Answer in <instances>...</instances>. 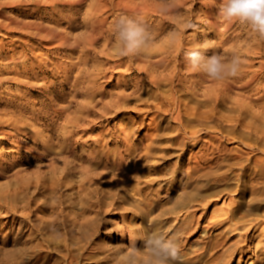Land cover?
Returning <instances> with one entry per match:
<instances>
[{
	"label": "rangeland",
	"instance_id": "rangeland-1",
	"mask_svg": "<svg viewBox=\"0 0 264 264\" xmlns=\"http://www.w3.org/2000/svg\"><path fill=\"white\" fill-rule=\"evenodd\" d=\"M98 1L36 12L71 44L34 40L17 60L31 74L0 86V264H118L157 230L179 235L182 264H264V63L242 53L255 37L222 24L220 0ZM119 15L152 31L147 53L113 55ZM197 44L245 57V73L194 74Z\"/></svg>",
	"mask_w": 264,
	"mask_h": 264
},
{
	"label": "clouds",
	"instance_id": "clouds-1",
	"mask_svg": "<svg viewBox=\"0 0 264 264\" xmlns=\"http://www.w3.org/2000/svg\"><path fill=\"white\" fill-rule=\"evenodd\" d=\"M161 5V11L167 13L179 6V0H161ZM218 17L225 25L245 26L258 43H264V0H220ZM192 27L191 23L185 24V28ZM112 33V51L117 58L147 53L154 40L152 31L141 18L126 15L114 18ZM179 35L171 34L173 43ZM207 51L206 44H197L184 51V59L192 72L218 83L242 75L246 60L241 55L235 52L230 57L218 53L207 55ZM181 249L179 235L168 236L157 230L145 237L142 249L132 248L121 253L118 264H182Z\"/></svg>",
	"mask_w": 264,
	"mask_h": 264
},
{
	"label": "bare ground",
	"instance_id": "bare-ground-1",
	"mask_svg": "<svg viewBox=\"0 0 264 264\" xmlns=\"http://www.w3.org/2000/svg\"><path fill=\"white\" fill-rule=\"evenodd\" d=\"M98 1V0H97ZM129 1V0H127ZM148 1V0H147ZM99 2V1H98ZM72 3V2H71ZM75 3V2H74ZM136 3V1H135ZM62 4L61 0H28L25 4L21 2V0H8L0 2V33L5 34L7 37H10L11 40L7 43L12 49H8L3 42H0V86L9 81L10 76L13 75V79L21 78L28 76L33 71V66H25L17 63L20 57H23V52L25 48H34L35 42L34 40L39 39L44 44V48L52 49L51 43L53 41H58L56 43L57 48H62L63 46L69 47L71 44L66 37H61L58 31H55L52 27L47 26L48 24H44L43 20H47L48 22H56L57 19H51L47 17H38V20H32L31 18L35 16L36 12H40L41 8L43 10L49 9V11H45V13H56L59 5ZM73 4V3H72ZM119 4V3H118ZM139 4V3H138ZM161 4V3H160ZM28 6H31L28 8ZM114 6V5H113ZM130 6V5H129ZM150 6V5H149ZM104 7V6H103ZM159 7V6H158ZM139 8V7H138ZM151 8V7H150ZM105 9V8H103ZM136 9V8H135ZM155 9V8H154ZM159 10V8H158ZM101 11V10H99ZM150 11V10H149ZM42 12V11H41ZM44 12V11H43ZM154 13V12H153ZM162 13V12H160ZM128 14V13H127ZM45 15V14H44ZM133 16V15H132ZM135 16V15H134ZM213 17V16H211ZM101 18V17H99ZM98 19V18H97ZM216 19V18H215ZM84 20V18H83ZM46 21V22H47ZM97 21V20H95ZM94 21V22H95ZM104 21V20H103ZM215 26H218L215 21H211ZM91 23V22H90ZM52 24V23H51ZM50 24V25H51ZM57 24V23H56ZM87 24V23H85ZM89 24V23H88ZM209 24V23H208ZM223 24V23H222ZM91 25V24H89ZM93 25V24H92ZM57 26V25H56ZM101 26V25H100ZM59 27V25H58ZM92 28V27H91ZM60 29V28H59ZM96 29V28H95ZM92 30V29H91ZM99 30V29H98ZM101 30V28H100ZM93 32V31H92ZM99 33V32H98ZM97 33V34H98ZM105 34V33H104ZM108 36V35H107ZM22 37H28V43H23L20 41ZM89 37V36H88ZM105 38H107L105 36ZM252 38V37H251ZM89 41V40H88ZM86 41V42H88ZM17 42L19 44H17ZM95 42V41H94ZM93 42V43H94ZM53 44V43H52ZM41 45V44H40ZM75 46V44H73ZM92 45V44H91ZM71 46V45H70ZM43 48V47H42ZM177 49V48H176ZM33 52V49H30ZM27 51V50H26ZM242 51V50H241ZM243 55L247 58H251L252 56L255 59H261V62L264 63V43H258L256 39L252 43H248L243 50ZM241 53V54H242ZM28 56V55H27ZM26 57V56H25ZM40 57V56H38ZM244 57V59H245ZM252 57V58H253ZM246 58V59H247ZM164 59V58H163ZM167 59V58H166ZM162 60V59H161ZM25 62V61H22ZM29 62V61H28ZM165 63V62H164ZM186 63V62H185ZM247 63V62H246ZM259 63V62H257ZM26 64V62H25ZM37 64V63H36ZM248 64V63H247ZM165 65V64H164ZM254 65V64H252ZM248 66V65H247ZM41 67V66H40ZM246 67V66H245ZM249 67V66H248ZM146 68V67H145ZM149 68V66H148ZM147 68V69H148ZM146 69V70H147ZM151 69V68H150ZM148 69V70H150ZM250 69V68H249ZM264 69V68H263ZM72 70V69H71ZM262 70V69H261ZM149 72V71H148ZM244 72V71H243ZM248 72V71H247ZM256 72V71H255ZM245 73V72H244ZM251 73V71H250ZM254 73V72H253ZM178 74V73H177ZM182 74V73H181ZM195 74V73H194ZM197 74V73H196ZM200 74V73H199ZM255 74V73H254ZM98 75V73H97ZM250 75V74H248ZM247 75V76H248ZM257 75V74H256ZM255 75V76H256ZM45 76V75H44ZM95 76V75H94ZM178 76V75H177ZM30 77V76H29ZM28 77V78H29ZM69 77V76H68ZM98 77V76H97ZM95 77V78H97ZM180 77V76H179ZM201 77V76H200ZM95 78H93L95 80ZM254 78V77H253ZM24 79V78H23ZM27 79V78H26ZM175 79V78H174ZM247 79V78H246ZM259 79V78H258ZM11 80V79H10ZM92 80V79H91ZM240 80V79H239ZM245 80V79H244ZM243 80V81H244ZM13 81V80H12ZM11 81V82H12ZM242 81V80H241ZM256 81V80H255ZM22 82V81H21ZM236 82V81H235ZM239 82V81H238ZM261 82V81H260ZM96 83V82H95ZM228 83V82H224ZM263 83V82H262ZM240 84V83H239ZM261 84V83H260ZM222 85V84H221ZM93 86V85H92ZM224 86V85H223ZM227 87V86H225ZM258 87V85H257ZM263 87V86H262ZM253 88V87H252ZM90 89V88H89ZM257 89V88H256ZM95 90V89H94ZM191 90V89H190ZM225 90V89H224ZM258 90V89H257ZM260 90V89H259ZM263 90V89H262ZM261 90V91H262ZM93 91V90H92ZM96 91V90H95ZM264 91V90H263ZM90 92V90H89ZM228 92V90H227ZM95 93V92H94ZM251 94V93H250ZM94 95V94H93ZM220 95V94H219ZM246 95V94H245ZM258 94L254 95L257 96ZM250 96V95H249ZM253 96V95H252ZM251 96V97H252ZM120 102V101H119ZM257 102V101H255ZM260 102V101H258ZM261 103V102H260ZM259 104V103H258ZM263 104V103H261ZM264 105V104H263ZM264 109V107H262Z\"/></svg>",
	"mask_w": 264,
	"mask_h": 264
}]
</instances>
